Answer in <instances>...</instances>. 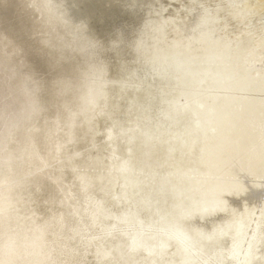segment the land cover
Segmentation results:
<instances>
[{"label": "bare ground", "instance_id": "obj_1", "mask_svg": "<svg viewBox=\"0 0 264 264\" xmlns=\"http://www.w3.org/2000/svg\"><path fill=\"white\" fill-rule=\"evenodd\" d=\"M64 6L72 20L81 22L79 29L59 21ZM159 26L157 41L152 44L143 35L151 33L149 36L153 37L154 29ZM116 35L122 44L113 50L117 60L104 66L109 78L123 79V76L127 78L138 73L153 84L151 100L158 105L156 108L164 110L170 107L168 100L177 96L172 92H177L176 80H181L194 92L209 91L207 96L214 97L212 101H215L206 106L209 123L218 127L214 131L207 130L203 120L200 121L199 134H194L191 129L180 130L191 123L189 115L183 116L179 123L181 126L173 129L174 120L169 116H155L147 125L148 128L157 127L161 132L158 136L156 129L147 131V135L153 134L157 144L147 154L136 148L129 161L134 178L143 184L132 187L139 188L133 202L139 200V203L145 197L153 202L147 209H138L136 214L141 228L153 227L144 234L151 235L157 228L184 232L187 237L184 244L187 264H258L264 256V228L257 229L260 239L252 236L257 218L264 215V206L260 208L264 182L259 189H250L249 184L264 173V142L262 150H253L256 141L264 137V121H260L257 127L253 125L255 114L264 108V71L259 85L255 86L257 91L248 92V82L244 84L243 77L248 72L254 75L252 69L245 65L250 56L255 62L264 56V0H0V69L9 75L14 100L10 105V117L7 114L3 123L2 130H7L6 136L0 140V179L8 181L22 175L26 166L39 162L36 157L48 161L53 155L66 154L63 157L66 158L73 150L85 148L93 139L90 137L93 128L83 114L86 112L75 113L81 106V96L87 90V74L94 69L91 62L87 63L90 53L80 52L82 39H96L99 43ZM140 54L151 59L164 57L173 62L161 67L138 66ZM177 60L181 61L180 65L176 64ZM210 60L212 64L203 63ZM220 61L226 64L221 65ZM232 81L236 82L234 90L222 96V85ZM109 90L117 92V87ZM131 95L132 91H125L126 99ZM237 98V106L218 115L224 101ZM125 101L124 98L118 101V120L137 115L134 110L126 114ZM108 102L110 104L109 98ZM147 103L151 106L150 102ZM244 104H254V107L252 105L246 114L237 117ZM133 106L138 112V106L130 105V108ZM17 111L16 119L10 122ZM214 111L217 112L215 116ZM107 125L108 121L99 120L96 141L99 142L102 129ZM169 129L172 130L169 132ZM178 129L180 132L175 139L166 140L172 131ZM163 131L168 134L164 140ZM67 135L72 141L65 144L64 141L69 139H65ZM237 139L246 140V144L228 149L224 154V148ZM216 142L219 143L216 150L221 155L219 159L213 157L216 160L210 158L209 162L198 151L192 155L187 152L189 147L198 150L205 145L214 146ZM118 151L119 157H123L121 146ZM88 156L83 165L90 168L83 172L75 167L82 162L76 159L66 169H52L13 187L2 188V204L19 198L24 205L17 213L26 215L23 222L43 224L51 233L42 238L43 243L30 246L22 237L18 240L8 237L10 224L18 223L17 220H8V225L0 224V264H41L43 262L36 260L38 255L47 256L42 258L47 263L52 256L48 255L52 243L60 252L47 264H59L58 261L65 258L69 259L64 264H152L140 250L131 252L127 249L126 235L104 236L100 233V229L112 224V217H119L126 207L124 203L112 206L101 191L106 187V192L114 193L119 187L118 181L114 185L107 176L109 161L106 151L100 149L94 154L88 153ZM252 159L259 160V163L248 171L237 168L239 161L250 162ZM190 174L192 178H189ZM222 176H226L225 179ZM215 177H222L221 182H217ZM232 178L241 182L246 191L237 195V199L231 195L224 197L225 205L221 210L227 214H211L204 220L185 218L186 213L200 211L202 201V208L209 206L214 200H201L202 196H209L212 190L217 193L226 188ZM130 180L135 181L133 178ZM194 181L197 182L196 188L185 192ZM176 188L182 189L180 196L173 194ZM239 190L242 189L236 192ZM67 191L76 194V199L75 196L71 198L72 205L80 202L81 206L86 196L93 199L104 196L105 207L111 212L108 214L110 218L104 214L106 212L102 213L105 219L90 228L89 252L83 251L86 249L82 245L83 235L78 238L76 234L79 233H76L72 235H76V239L64 238L67 228L80 230L82 226H91L89 216L83 211L73 210L75 218L70 208L61 203ZM228 196L233 201L227 199ZM130 207L134 205L129 204ZM3 221L6 220L0 218V223ZM241 228L243 234L235 244L226 245V235ZM156 235L163 238L165 232L160 230ZM19 240L25 241V246H20ZM153 241L156 239L148 244H153ZM221 241L224 243L217 246ZM11 243L14 247L9 248L7 244ZM174 243H177L176 237L174 242L165 245L163 256L153 264H173L174 261L179 264L180 257L174 251L177 244ZM103 253L108 259L99 258L104 256Z\"/></svg>", "mask_w": 264, "mask_h": 264}, {"label": "water", "instance_id": "obj_2", "mask_svg": "<svg viewBox=\"0 0 264 264\" xmlns=\"http://www.w3.org/2000/svg\"><path fill=\"white\" fill-rule=\"evenodd\" d=\"M59 21L61 23H69L72 24V26L77 27L79 29V26L81 22H78L79 20H72V18L69 16V13L67 11V7L64 6L63 11L61 15L59 16ZM79 19V18H78ZM81 21V20H80ZM250 23V22H249ZM148 27V24H147ZM161 26L159 28L154 29V36H149L150 34L143 35L144 37L149 38L152 44H155L157 41V36L160 33ZM248 32H250V29H248ZM76 34L75 36H77ZM107 40L105 42H99L95 40H89V39H82V53L88 55L87 58V63L91 62L92 66L94 69H90L92 73H88V79L86 82V87L87 90L85 93L81 96L80 102L81 106L78 108V110L75 112H81L82 110L85 111L86 116V121L90 122V126L93 128V133L90 135V137L93 136V139L90 140L87 143V146L82 149H76L70 152L68 157L63 158L66 156V154H61V155H53L52 158L48 161H42L40 158L36 157L39 162L34 163L36 165H29L28 167L26 166L25 171L22 175L14 176L10 180L5 181L0 179V194L2 188L5 187H13L17 183H23L24 181H28L29 178L38 175V174H43L46 173L49 170L52 169H66L68 165H70L72 162H74L76 159L79 161H82L78 164H75V167H77L79 172H83L84 169H89L90 166H85L83 165V161L85 163V160L88 159V153H95L101 151H106V159L109 161L108 165V172L107 176L110 177V180L112 183L114 182V185L117 182V185L119 186L117 191H114V193H109L106 192V187L101 188V191L104 195H107V198L111 203L113 204L112 206H115L116 204L124 203L125 204V209L124 213L121 214L119 217H112V224L108 225L107 227L100 229L101 234H104V236H107L111 234L113 236L114 234H121L126 235L127 237V249L131 252L140 250L141 252L144 253V257L148 258L150 261H152V264L159 260L163 256V249L165 245L172 243L175 241V237L177 240V248L174 250L177 252V256L180 257L179 264H187L186 262V253H185V233L181 232L178 229L174 228H166V229H160L162 232H165V236L163 238L158 237L156 234L160 231L158 228L153 231L151 235L144 234V231H149L152 230V226L148 227H143L141 228V224L139 220L136 218V214L138 213V209H147L149 206L153 204V202L148 198L145 197L143 199H140L141 201L138 203L139 200H135L133 202L134 198L137 195V192L139 191V188L132 189L134 188L135 185H143L140 181L136 180L134 178V172L132 168L130 167L129 161L133 158L134 156V150L139 149L140 151L143 152L144 154H147L151 149L155 148L153 147L155 143V138L152 136L153 134L147 135V131L149 129H156L158 136H160L161 132L157 130V127L155 128H148L147 125L150 124V120L153 119L155 116H159L158 118H166L165 116H169V118L173 121L174 120V127L181 126L180 120L182 119L183 116L189 115L190 118L192 119L191 123L187 128L185 126L181 127L180 130H185L187 131L188 129H191L194 134H199L201 126H200V121L203 120V123L207 126V130L214 131L218 129V127L213 126L211 123H209L208 119V109L206 106L208 103H214L215 101H212L214 97H208L207 95L209 94V91H199V92H194L191 87H187L186 85L183 84L181 80H176L178 83V88L175 89L177 92H174L176 98H171L168 101L170 102V107H166L164 110L163 108H156L152 100H151V95L150 92L153 89V84H150L149 80L142 79L141 76L137 74L132 75L130 77L123 76V79H112L109 78L106 73L104 66H109L107 62L117 60L114 53V49L119 47L122 44V41L116 36L114 37H109L106 38ZM107 43V44H106ZM84 51V52H83ZM136 57V55H135ZM176 64L181 63L180 60H177ZM173 61L168 60L167 58L165 59L164 57H156L151 59V57H145V55L140 54L139 56V63L138 66H163L165 64L171 63ZM175 62V60H174ZM203 63L206 64H212L213 61H205ZM219 63V61H218ZM222 63L221 65L226 64L225 61H220ZM260 65L258 67V65ZM246 67L249 69H252L254 75L250 74L249 72L245 74L243 77V83L245 84L248 82V92H252L254 89L257 91L255 86L258 84L260 81V77L262 76L261 73L264 71V56L262 60L255 62L253 58L250 56V58L245 62ZM159 67V69H160ZM254 68V69H253ZM259 68V69H257ZM156 71V70H155ZM125 78V79H124ZM256 80V81H255ZM121 82V83H118ZM200 85V84H199ZM250 85V86H249ZM117 87V92L114 90H109V88L113 89ZM173 87L175 85H172ZM236 86V82H227L222 85L223 91L221 92V95L226 96V94L230 93L232 90H234ZM125 91H132V95L130 98L126 99L125 96ZM199 94V95H198ZM158 95H160V92L158 91ZM195 96H198L195 98ZM108 98L110 99V104L108 102ZM125 99V107H127V113L132 112V110L136 111L137 115L134 116L131 119L127 120H118L116 115L119 110L118 107L120 105L118 104V101L121 99ZM160 98V97H159ZM212 98V99H211ZM201 99V100H197ZM237 99L233 100H226L220 105V110L221 112L218 113V115H221L223 111H226L234 106H237L239 103L237 102ZM150 102L151 106L147 103ZM158 104H159V99H158ZM107 107H106V106ZM130 105H136L138 106V112H137V107L133 106V109L130 108ZM252 105L254 107V104H244V106L239 110L238 116H241L242 114H246L247 111H249L252 108ZM108 108V109H107ZM159 109V110H158ZM263 111V112H261ZM74 113V114H75ZM217 114L216 111H214V116ZM125 115V114H124ZM255 115L256 120L254 121L253 125L259 124V122L264 121V108L259 110ZM119 117V116H118ZM188 117V116H187ZM194 118V120H193ZM99 120H104L108 121V125L102 129V134L101 138L99 139V142L96 141L97 136H99V128L96 127L99 124ZM122 123V125H121ZM124 124V125H123ZM128 124V125H125ZM172 129H169L168 131L170 132ZM165 130V128H164ZM149 132V131H148ZM178 130H174L171 132L169 137L167 136L168 134H165L164 131L162 134H165L163 140L166 138L168 141H171L177 137V134L179 133ZM146 133V134H145ZM97 134V136H96ZM96 136V138H95ZM69 136L67 135L65 139H68ZM95 138V139H94ZM72 141V138H69L68 140L64 141L65 144L70 143ZM263 142H264V137L260 138L259 140L256 141L253 150L259 151L262 150L263 147ZM172 143V142H169ZM165 144V143H163ZM175 148H176V143ZM240 144H246V140L244 139H237L233 140L231 144L226 146L225 153H227L228 149H234ZM59 144L57 143V146ZM123 149V157H119V147ZM178 146H180L178 144ZM59 148V147H58ZM55 150V146L53 148ZM219 149V143L216 142L214 143V146H203L202 149H190L187 148V152L190 153L191 155L194 152H200L202 153L206 158L215 157L216 159L220 158V154L216 151ZM168 151V150H167ZM229 151V150H228ZM255 151V152H256ZM223 154V155H224ZM63 158V159H62ZM129 158V160H128ZM213 158V160H216ZM246 160V159H243ZM241 160V161H243ZM238 162L239 167L237 168H244L248 169L259 163V160L252 159L250 162ZM36 162V161H35ZM241 162V163H240ZM207 167V166H205ZM175 174L177 173H169L168 175ZM185 176H188L184 174ZM192 176L191 174L189 175V178ZM221 176V175H220ZM223 177V176H222ZM216 178L217 182H221V178ZM226 176H224L222 179H225ZM102 178V177H101ZM130 178H133L135 181H131ZM250 179V178H249ZM166 180V177L163 179L162 183ZM251 181V179H250ZM264 182V173L260 176H258L257 179H254L250 184L249 187L250 189H257L261 184ZM26 183V182H25ZM161 183V184H162ZM197 182L194 181V184L190 182L191 188L190 189H185V192H192V189L196 188ZM249 183V180H248ZM160 184V185H161ZM228 186L221 190H219L217 193H214L212 190V193L207 196L206 195H201L202 199H213L214 201L207 207L202 208V204L204 203L203 201L201 202L199 209L195 210L193 212L186 213L187 215L185 218L191 219V218H196L198 220H204L206 217L210 216L211 214H219L220 216L225 212L224 210H221V208L225 205V200L224 197L227 195H231L233 199H237V195H242L244 191H246V188L241 186V182L238 180H235L232 178V181H229ZM159 185V186H160ZM83 186V185H82ZM137 188V187H136ZM237 189H242L236 192ZM259 189V188H258ZM78 190H79V185H78ZM81 190H85L81 187ZM173 194L176 195H181L182 189L176 188L174 191H172ZM207 193V192H206ZM76 194L74 192H66V196H64V199L61 201V203H65L69 208H70V213L75 216L74 211L75 210H81L85 213V215L89 216V221H91V226H82L80 230H76L74 228H67L68 232L65 233L64 238L67 240L69 239H76V235L78 238H80L83 235V244L84 247H86L85 250L86 252H89L91 241L89 233H90V228L95 226L97 222L105 219L101 216L102 213L106 214L109 218L110 216V210L106 209L105 205V199L104 196H99L97 199H93L89 196H86L84 198L85 202L80 206V202L77 205H72V199H74V196ZM207 196V197H206ZM76 199V196H75ZM227 199H230V196H228ZM233 201V200H232ZM0 218H4L6 221H3V225H8L7 221L8 220H13L15 222L17 220L18 223H13L10 224L11 230L8 233V237L10 239L18 240L21 239V237L28 242L30 246L38 245L40 243H43V237L51 233L50 229L45 228L43 224H37V223H27L23 222V220H26V215L25 216H20L17 213V210H21L20 207H23L24 203L21 201L19 198H17V201L14 202H9V203H4L2 204V201H0ZM129 204L134 205V207L129 208ZM261 207L264 206V198L261 201ZM131 206V205H130ZM176 207V206H175ZM108 208V207H107ZM74 210V211H73ZM16 211V212H14ZM8 212H14L13 214H10ZM196 213V215H194ZM230 213V212H229ZM228 213V216L231 214ZM181 214V213H180ZM263 215V214H262ZM260 216L256 220V224L254 226V233L252 238L253 239H260L258 237V228H264V215ZM55 218V216H54ZM76 218V216H75ZM107 218V217H106ZM183 218V217H180ZM23 219V220H22ZM227 224V223H226ZM117 225H122L121 227H118ZM225 227H228L226 225ZM1 228V225H0ZM243 228L240 230L238 229L236 232L231 233L229 236L226 235L227 238H225V243L226 245L230 244H235V242L241 237L243 234ZM66 230V231H67ZM159 230V231H158ZM79 233V234H76ZM76 234L75 236H72ZM2 236V235H1ZM123 237V236H122ZM77 238V239H78ZM169 238H174L172 240H169ZM222 238V237H221ZM6 239V237H5ZM87 239V240H86ZM156 239V241H153V244H148L149 241H152ZM25 241L19 240L20 246L24 245L25 246ZM172 241V242H171ZM224 241H221L220 244L217 246L221 245L224 243ZM66 243V242H65ZM10 247H14L11 244H7ZM216 249V248H215ZM218 250V249H216ZM58 250L55 249V247L52 245L49 248L48 255L51 256L50 258L53 259L55 257V254H57ZM53 253V254H52ZM100 253V252H99ZM104 255V253H103ZM37 261L43 262L41 264H47L51 262V259H49V262L44 263L47 256H35ZM99 258L102 259H108V256H99ZM41 259V260H40ZM66 259H62L58 261L59 264H64ZM82 260V259H81ZM56 261V260H55ZM105 260H102V262ZM78 264V263H76ZM173 264H176V261L173 262ZM258 264H264V256L263 258L258 262Z\"/></svg>", "mask_w": 264, "mask_h": 264}, {"label": "rangeland", "instance_id": "obj_3", "mask_svg": "<svg viewBox=\"0 0 264 264\" xmlns=\"http://www.w3.org/2000/svg\"><path fill=\"white\" fill-rule=\"evenodd\" d=\"M10 83L11 81H10L9 75L6 74L2 69H0V140L6 136L7 128L2 130L5 125L3 123L7 118V114H8V117H10L9 114H11L10 110L12 109L10 108V105L13 104V101H14L12 93H11ZM18 113H19L18 111L17 113L14 112V114L11 117L10 122H13L16 119V116ZM9 124L8 126H10L12 123L10 125Z\"/></svg>", "mask_w": 264, "mask_h": 264}]
</instances>
